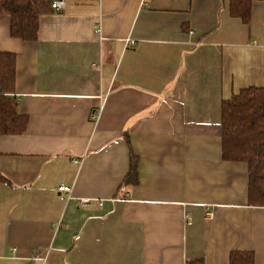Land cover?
<instances>
[{"label": "crops", "instance_id": "obj_1", "mask_svg": "<svg viewBox=\"0 0 264 264\" xmlns=\"http://www.w3.org/2000/svg\"><path fill=\"white\" fill-rule=\"evenodd\" d=\"M230 3L66 0L33 42L0 14L5 96L27 118L0 136V264H264V206L247 165L222 159L220 125L222 101L264 88V0L248 23Z\"/></svg>", "mask_w": 264, "mask_h": 264}, {"label": "trees", "instance_id": "obj_2", "mask_svg": "<svg viewBox=\"0 0 264 264\" xmlns=\"http://www.w3.org/2000/svg\"><path fill=\"white\" fill-rule=\"evenodd\" d=\"M253 0H231L230 13L248 23ZM52 13L49 0H0V14L10 17V36L25 42L38 38L39 19ZM15 56L0 53V136L22 135L27 118L11 98ZM222 159L247 165V199L250 206H264V88L247 87L221 103ZM7 180L0 174V184ZM138 184V157L129 155V168L121 186ZM185 264H204L201 259ZM229 264H254L250 252H231Z\"/></svg>", "mask_w": 264, "mask_h": 264}, {"label": "built area", "instance_id": "obj_3", "mask_svg": "<svg viewBox=\"0 0 264 264\" xmlns=\"http://www.w3.org/2000/svg\"><path fill=\"white\" fill-rule=\"evenodd\" d=\"M65 1L66 0H49L50 3V7L53 13H57L60 12L64 9L65 7ZM91 117L94 119H98L99 118V111L97 112H93L91 114ZM75 163H77V161H74ZM57 191L59 192H65V193H70L71 192V188L70 187H66V186H60L59 188H57ZM88 204L87 200H82L81 201V205H86ZM99 206L102 205V202L98 203ZM210 215V214H208ZM39 255H36L35 258H38Z\"/></svg>", "mask_w": 264, "mask_h": 264}]
</instances>
